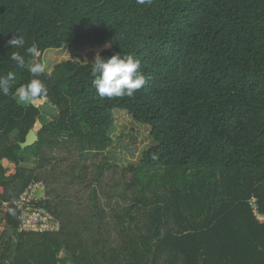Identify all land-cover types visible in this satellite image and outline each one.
Returning <instances> with one entry per match:
<instances>
[{"label": "trees", "instance_id": "trees-1", "mask_svg": "<svg viewBox=\"0 0 264 264\" xmlns=\"http://www.w3.org/2000/svg\"><path fill=\"white\" fill-rule=\"evenodd\" d=\"M20 35L40 57L132 53L147 82L101 99L91 62L65 61L39 77L56 118L0 95V264H264V0H0L16 87L32 78L8 58ZM115 111L149 129L138 166L103 155ZM33 184L57 231L21 230Z\"/></svg>", "mask_w": 264, "mask_h": 264}, {"label": "clouds", "instance_id": "clouds-1", "mask_svg": "<svg viewBox=\"0 0 264 264\" xmlns=\"http://www.w3.org/2000/svg\"><path fill=\"white\" fill-rule=\"evenodd\" d=\"M138 5H150L152 0H136ZM13 49L8 57L19 69H26L31 74V79L15 86L16 75L13 71L0 74V95L8 96L10 93L17 103L31 105L48 97V88L39 78L42 74L51 75L48 65L38 58L41 53L35 42L26 47V40L23 35L8 40ZM107 46V45H106ZM32 59L28 61L26 57ZM90 72L93 77L92 86L101 99L134 97L135 92L146 84V78L141 71V61L132 53L121 55L113 54L110 57H103L97 52L90 63ZM13 88L15 91L13 92Z\"/></svg>", "mask_w": 264, "mask_h": 264}, {"label": "rangeland", "instance_id": "rangeland-1", "mask_svg": "<svg viewBox=\"0 0 264 264\" xmlns=\"http://www.w3.org/2000/svg\"><path fill=\"white\" fill-rule=\"evenodd\" d=\"M106 49L107 46L104 48L85 49L77 52L69 48L49 50L43 54L39 60L45 62L48 65V70L51 71L56 65L65 61H77L81 64H87L93 61L97 52L101 54ZM44 103L46 104L47 100L41 99L33 105L40 107ZM111 138L112 145L103 155L109 161L117 163L121 168H125L129 165L138 166L142 161L143 152L148 149L152 143L149 137V129L145 126L135 124L127 113L122 111L114 112V130L111 133ZM35 165V160L31 158L25 166L34 168ZM41 190L38 191V197H41L43 193ZM69 264L72 263L69 262Z\"/></svg>", "mask_w": 264, "mask_h": 264}, {"label": "built area", "instance_id": "built-area-1", "mask_svg": "<svg viewBox=\"0 0 264 264\" xmlns=\"http://www.w3.org/2000/svg\"><path fill=\"white\" fill-rule=\"evenodd\" d=\"M40 189V184H33L20 197L18 209L21 212V230L34 232L57 231V225L52 222V218L43 209L31 206L32 202L35 201L33 199H38L36 194ZM2 194L3 189L0 187V195ZM4 205L7 206L6 203ZM260 220L264 221V218H260Z\"/></svg>", "mask_w": 264, "mask_h": 264}, {"label": "water", "instance_id": "water-1", "mask_svg": "<svg viewBox=\"0 0 264 264\" xmlns=\"http://www.w3.org/2000/svg\"><path fill=\"white\" fill-rule=\"evenodd\" d=\"M40 112L49 117V118H56L57 117V111L52 108L48 103H44L40 106ZM38 141V137L36 133L33 130H30L28 134L25 137V141L20 144V147L22 149L33 146Z\"/></svg>", "mask_w": 264, "mask_h": 264}]
</instances>
